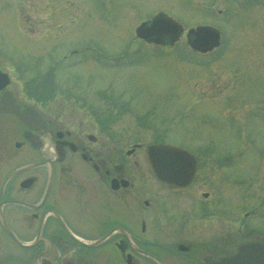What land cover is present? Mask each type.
Listing matches in <instances>:
<instances>
[{
  "label": "flooded vegetation",
  "instance_id": "1",
  "mask_svg": "<svg viewBox=\"0 0 264 264\" xmlns=\"http://www.w3.org/2000/svg\"><path fill=\"white\" fill-rule=\"evenodd\" d=\"M228 1L248 10L262 0ZM229 9L227 18H233ZM122 11L120 42L139 56L143 55L138 46L178 52L183 37L189 44V29L208 24H187L168 7L137 18L136 12L129 18V10ZM156 16L172 17L182 30L176 33V25L168 22L158 33L138 37L139 24L149 25ZM130 19L127 29L125 20ZM54 39H35L40 44L35 65L44 76L37 75L33 84L14 77L18 61L8 52L0 53V264H204L256 235L264 237V221L255 218L259 215L246 212L244 218L251 220L245 228V221H235L232 208L218 214L214 203L209 214H202L201 208L198 213V202H215L210 191L201 192L203 198L190 191L198 177L187 187L175 188L138 166L137 159L136 166H127L125 159L145 157L143 143L135 141L142 145L128 148L133 152L122 156L121 136L113 127L116 120L106 108L62 86L70 77L58 82L54 50L50 53L45 44ZM42 44L48 49L45 53ZM44 64L50 66L42 70ZM61 95L73 102H62ZM212 148L209 142L195 152L197 175L208 155L210 174L229 175V154ZM236 225L242 232L234 239Z\"/></svg>",
  "mask_w": 264,
  "mask_h": 264
},
{
  "label": "rangeland",
  "instance_id": "2",
  "mask_svg": "<svg viewBox=\"0 0 264 264\" xmlns=\"http://www.w3.org/2000/svg\"><path fill=\"white\" fill-rule=\"evenodd\" d=\"M164 7L187 24L219 27L222 44L195 50L190 59L193 49L183 37L178 52L138 46L143 56L131 57V47L120 42V12L127 8L128 17L135 18L136 12L137 18ZM228 7L233 18H226ZM128 21L125 28L130 29L133 21ZM40 37L55 38L45 43L49 52L54 50V60L68 55L56 69L58 82L70 77L61 85L75 88L86 102L102 104L116 120L122 156L135 141L143 143L142 149L168 142L195 152L210 142L214 152L229 154L231 165L225 168L229 175L210 174V155L203 156L190 191L201 198V192L210 191L215 202H198V213L201 208L209 214L216 203L218 214L232 208L235 221L245 228L251 220L244 218L246 212L264 221V0L248 10L228 0H0V44L20 60L14 77L36 74L34 55L40 44L34 40ZM47 50L42 44L41 52ZM61 96L62 102H73ZM134 159L147 167L138 154L125 159L127 166H136ZM209 176L214 179L205 181ZM234 229L236 239L242 230L238 225Z\"/></svg>",
  "mask_w": 264,
  "mask_h": 264
},
{
  "label": "water",
  "instance_id": "3",
  "mask_svg": "<svg viewBox=\"0 0 264 264\" xmlns=\"http://www.w3.org/2000/svg\"><path fill=\"white\" fill-rule=\"evenodd\" d=\"M159 19H155L150 27L143 23L137 28L139 36L146 38L151 33H158ZM181 27H176V33ZM194 34L191 44L202 51L211 49L219 43V30L210 25H201L191 29ZM148 164L155 175L172 186H185L192 180L197 163L194 156L181 146L160 143L152 144L147 150ZM205 264H264V237L253 238L238 246L231 255L217 260H206Z\"/></svg>",
  "mask_w": 264,
  "mask_h": 264
}]
</instances>
